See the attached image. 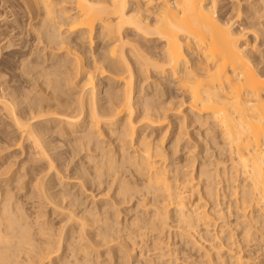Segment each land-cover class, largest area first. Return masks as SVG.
Returning <instances> with one entry per match:
<instances>
[{"label":"bare ground","instance_id":"6f19581e","mask_svg":"<svg viewBox=\"0 0 264 264\" xmlns=\"http://www.w3.org/2000/svg\"><path fill=\"white\" fill-rule=\"evenodd\" d=\"M239 1L222 13L217 0H0V17L11 18L14 30L32 24L33 42L51 52L42 61L41 54L17 59L18 76L34 80L42 96L26 88L20 95L1 79L7 122L0 149L26 142L36 164L46 160L51 170L58 159L49 153L52 135L71 137L68 144L85 152L88 165L72 171L77 192H51L60 178L53 185L40 166L30 171V193L49 206V217L0 191V264H18V257L31 264H133L136 251L152 252L151 264H172L177 246L168 232L162 236L168 226L197 253L196 264H264V0L243 8ZM84 45L96 49L86 54ZM154 76L169 78L161 80L164 92L175 87L187 113L176 118V104L144 97L143 83ZM54 107L59 118L46 116ZM185 123L209 125L214 160L190 154ZM101 186L112 190L110 198L95 199ZM89 196L91 206H84ZM131 201L134 215L122 223L120 205Z\"/></svg>","mask_w":264,"mask_h":264},{"label":"rangeland","instance_id":"374dc122","mask_svg":"<svg viewBox=\"0 0 264 264\" xmlns=\"http://www.w3.org/2000/svg\"><path fill=\"white\" fill-rule=\"evenodd\" d=\"M235 1V2H234ZM236 1L237 0H217V6H218V8H217V10L218 11H220V12H222V13H224V12H226L227 10H230L231 8H232V6L233 7H236ZM221 2V3H220ZM231 2H233V3H231ZM240 2V5L242 6L241 8H243L244 6H245V4H248V2H249V0H240L239 1ZM235 3V4H234ZM242 3V4H241ZM68 3H66V4H63V6H65V7H68L69 6V4H70V6H72V4L71 3H69L68 5H67ZM220 4V5H219ZM229 4V5H228ZM231 4V5H230ZM1 5V4H0ZM240 5H239V7H240ZM221 7V9H220V7ZM4 10V6H1V8H0V11L2 12ZM225 10V11H224ZM232 10V9H231ZM231 10H230V12L229 13H231ZM235 14V10H233L232 11V14ZM244 13H242V12H240V15H239V19L240 20H246L245 18H244V15H243ZM2 18L3 17H0V41L2 42H0V48H2V49H0V68H2V69H0V70H3L4 72H3V74L5 73V76H3V77H1L0 78V80L1 79H3L4 81H5V79H8L10 82H7V83H9L10 85H13V83H15L12 87H15L16 88V90H17V92L20 94V95H23L25 92H29L28 94L29 95H34V93H35V95L33 96V97H36V96H42L43 94L41 93V91H39V90H41L40 89V87H38L37 88V86L36 85H32L31 84V81H32V83L34 84L35 83V81L34 80H28V78L27 77H25L24 75H20V76H18L19 75V73H20V71H17L19 68H17V64L19 63H17V61L19 60V58H20V56H21V54H24V56H26L27 54L29 55V56H31V57H29V58H34V57H37L38 59H39V57H41V61H42V59L44 60V59H46V57H48V56H46L47 54H49V53H51V52H49L50 50H43V46H42V44H37V43H35V42H33V38L31 39V30H29L28 31V28L32 25H30L29 26V24H28V26H25L27 23L26 22H24V25H23V28L22 29H24L23 30V33L21 34V31H22V29H20V30H18V29H15L14 30V28H12V27H10V25H9V23H10V20L9 19H11V18H9V19H4L3 18V20H2ZM7 20H9V21H7ZM5 22H7V23H5ZM30 23H32V22H30ZM8 24V25H7ZM8 27H10V28H8ZM25 27H26V29H27V32L28 33H30V36H29V34H26V33H24V31L26 30L25 29ZM28 27V28H27ZM14 30V31H13ZM20 31V32H19ZM248 31V30H247ZM249 33V36L250 37H252V33H254V32H252L251 33V30L250 31H248ZM252 34V35H251ZM255 34V33H254ZM25 35V36H24ZM27 37L28 36V38H24V37ZM5 39H4V38ZM13 37V38H12ZM22 37V38H21ZM7 39H9V40H7ZM26 40L27 39V46L25 47V49H23V48H21V46H19V45H21L22 44V40ZM18 41V42H17ZM21 41V42H20ZM11 43L12 45L10 46V47H4V46H6L8 43ZM17 43V44H16ZM156 44H159V42H155ZM35 44H36V48H34L35 47ZM150 44H153L152 42H150ZM3 45V46H2ZM13 46V47H12ZM4 47V48H3ZM19 47V48H18ZM31 47V48H30ZM41 49V50H43V51H40L39 52V50ZM90 49H96V45L95 46H93V47H91V48H87V46L86 45H84V50H85V53L86 54H88L89 53V51H90ZM259 49V48H258ZM262 49H264V46H261L260 47V49L259 50H262ZM25 50V51H24ZM27 50V51H26ZM48 51V52H47ZM31 52V53H30ZM33 52V53H32ZM9 53V54H8ZM36 53V54H35ZM44 53V54H43ZM47 53V54H46ZM256 53V52H255ZM40 56H39V55ZM257 54V55H256ZM255 54V56H258V54H260L259 52L258 53H256ZM27 55V56H28ZM34 55V56H33ZM19 56V57H18ZM39 56V57H38ZM262 56H264V51H262ZM15 59V60H14ZM18 59V60H17ZM13 63V64H12ZM16 64V65H15ZM150 73V72H149ZM13 75V76H12ZM150 75H152V73H150L149 74V76ZM15 76V77H14ZM23 76H24V78H23ZM153 76V75H152ZM11 77V78H10ZM16 78L17 77V79H13L12 80V78ZM19 77V78H18ZM26 78V79H25ZM153 78V79H152ZM149 77L144 83H143V86H145V88H144V90L142 91V93H143V95H144V97H146V98H148L149 100H150V98H151V101H153L154 103H156V104H158V102H159V104L161 103V104H163V105H165L164 103H167L168 102V104H166V105H168V106H170V107H174L175 106V104L177 105V106H175L174 108L175 109H172V112L176 115V118L178 117L179 118V115H180V117H181V115H183V114H185V113H187L189 110V108H188V105H187V103H186V99L184 98V97H182L181 96V94L179 95V93H177L176 91H175V87L174 88H172V91H170V92H164V86L163 85H165L164 83V81H161L162 79H169V78H160V77H158V76H154V77ZM158 78V79H157ZM160 79V80H159ZM7 80V81H8ZM13 82H12V81ZM27 80V81H26ZM157 80V81H156ZM25 81V82H24ZM103 81H105V79L103 80ZM152 81V82H151ZM173 81V80H172ZM17 82V83H16ZM160 82H162V83H160ZM164 82V83H163ZM2 83V80L0 81V89L2 88V87H4L5 86V84H1ZM12 83V84H11ZM29 83V84H28ZM36 84V83H35ZM146 84V85H145ZM153 84V85H152ZM158 84V86H156ZM1 85H3V86H1ZM150 85V86H149ZM159 85H162V86H159ZM21 86V87H20ZM156 88L155 90H156V93L154 94V87ZM34 87V88H33ZM150 87V88H149ZM163 87V88H162ZM27 90H26V89ZM23 89V90H22ZM24 89H25V92H24ZM19 90V91H18ZM33 90V91H32ZM163 90V91H162ZM21 91V92H20ZM23 91V92H22ZM152 91H153V93H152ZM157 91H159V93L157 92ZM41 94H40V93ZM32 93V94H31ZM38 93V94H37ZM161 93H163V94H161ZM153 96V97H151V96ZM158 95V96H157ZM50 97V96H49ZM150 97V98H149ZM174 97V98H173ZM177 97V98H176ZM182 97V98H181ZM171 98H173V99H171ZM158 100V101H157ZM183 101H185V102H183ZM183 102V103H182ZM171 103V104H170ZM182 105H180V104ZM180 105V106H179ZM54 108H56V110L53 112V111H50V112H53V113H50L49 112V114H47L46 116H48L49 118H59V116H61L62 115V112H60L61 111V109L58 107H54ZM49 109H52L53 110V106H51ZM58 109H60V111H57ZM174 110V111H173ZM175 111H177V112H175ZM59 112H60V114L61 115H58L57 117H55V115H56V113H58L59 114ZM179 112H181V113H179ZM1 115V114H0ZM50 115V116H49ZM174 115V116H175ZM52 116V117H51ZM2 118V119H1ZM5 117H3L2 115L0 116V123H1V126H0V130L3 128V127H5L6 128V122H7V119H4ZM172 118H173V116H172ZM6 121V122H5ZM2 122H3V126H2ZM189 124V123H188ZM187 123H185V129H187L185 132V136H183V138L185 139H183L184 140V142H186L187 144H188V146H190V149H192L190 152H192V153H190L192 156L193 155H198V153H199V156L201 157H203L204 158V160H206L207 162L211 159H215V158H213V157H215L214 156V152H215V150H214V148L212 147V143H209L208 141H209V139H210V134L208 133H206V131H207V129H208V127H209V125L208 124H202V125H200L199 126V124H197V123H194V124H190V125H188ZM188 126V127H187ZM187 127V128H186ZM205 131V132H204ZM215 132V131H214ZM189 133V134H188ZM186 134H188L187 136H186ZM205 134V135H204ZM212 134V133H211ZM11 133L9 134V135H7V137H11ZM190 135V136H189ZM54 137V138H53ZM59 137H56V136H54V135H52V143L51 144H53L54 145V150H52L51 149V151H49V153H51V156H53V157H57L58 159H56V161H54V166L56 167V169H55V167H51V170L50 169H46V167H47V165L45 164L46 162V160L44 161V160H41L42 162H39V164H36L37 162H36V160L34 159L33 160V156L31 157V155H34V154H32V153H34V151L32 150V149H30L29 148V146H28V144L26 143V142H23V145L22 146H15L13 143V141H11V142H8V143H6V144H9V145H4V146H8V147H6V148H3V150L2 149H0V168L2 169H0L1 171H0V191L2 190H8V192H10V194H11V196H12V201H17V200H19V203H21V205H22V207H24V208H26V209H29V208H31L30 210L31 211H41L40 213H42L43 214V212H44V214H46V216L45 217H49V213H50V209H49V206H47V205H45L44 203V205L42 204V201H38V198H37V196H36V194H31L30 193V190H31V188H32V186L34 185V181H30L31 180V178H32V176H31V174H30V171L31 170H33V169H35V168H37V167H39L40 166V168H42V170H44V172L43 173H41L42 175H46L45 176V178H47V180L49 179V180H51L50 182V184H58L57 183V180H58V178H60V184H58V185H60V186H58V185H56V186H54L53 187V189H51V192H54V191H57V190H61V191H63L64 189L65 190H69L70 192H75L76 190H77V185L75 186L74 184H75V182H77V180H75L74 179V174H73V172H74V168L75 167H79V165H83V166H85V167H88V165H86L85 164V158H83L84 157V154H85V152L84 151H78V152H80V153H78V152H76L77 150H76V147H75V149H74V151L72 150L73 148H74V145H69L68 143H72V138L71 137H67V138H65V139H63V138H59ZM188 138H190V139H188ZM194 138V139H193ZM205 138V139H204ZM54 139V140H53ZM203 139V140H202ZM64 140V141H63ZM70 141V142H69ZM199 141V142H198ZM57 142V143H56ZM63 142V143H62ZM183 142V141H182ZM196 142V143H195ZM62 144V145H60V144ZM168 143H170L169 142V140L167 139L166 141H164V143L163 144H165V145H168ZM200 143V144H199ZM27 144V145H26ZM196 144V145H195ZM209 144H211V147H210V145ZM199 145V146H198ZM198 148H197V147ZM62 147V148H61ZM65 147H67L66 149H65ZM69 147V148H68ZM207 147V148H206ZM19 148H21V149H19ZM57 148V149H56ZM70 149H71V151H70ZM205 149H207V150H205ZM210 149H211V151H210ZM22 150V151H21ZM28 150H29V152H28ZM63 150V151H62ZM69 150V151H68ZM33 151V152H32ZM62 153H61V152ZM203 151V152H202ZM204 151H207V154H206V152H204ZM213 151V152H212ZM24 152V153H23ZM32 152V153H31ZM60 154H59V153ZM68 152L70 153V154H68ZM211 152V153H210ZM31 153V154H30ZM66 153H67V155H66ZM72 153V154H71ZM74 153H78V154H75V157H74ZM195 153V154H194ZM56 154V155H55ZM212 156H211V155ZM30 155V156H29ZM77 155V156H76ZM190 155V156H191ZM204 155H205V157H204ZM59 156V157H58ZM74 157V159H72L73 157ZM183 155H179V159L180 160H182L184 157H182ZM191 156V157H192ZM211 156V157H210ZM29 157V158H28ZM34 157H36V156H34ZM70 157V158H69ZM72 157V158H71ZM27 159H30V160H27ZM43 159V158H42ZM65 159H66V161H65ZM71 159V160H70ZM208 159V160H207ZM60 160V161H59ZM63 160V161H62ZM81 160V161H80ZM11 161V162H10ZM22 161V162H21ZM27 161V162H26ZM183 161H185V158L182 160V161H180L181 163H185V162H183ZM44 162V163H43ZM62 162V163H61ZM197 162L198 161H196V162H194V165H190V166H188V167H186V170H191V169H193V168H195V167H197ZM225 162V161H224ZM24 165H23V164ZM68 163H70V164H68ZM14 164V165H13ZM44 164V165H43ZM225 164L226 165H229V163L227 164V162H225ZM13 165V166H12ZM22 165V166H21ZM32 165V166H31ZM45 165H46V167H45ZM59 165V166H58ZM5 166V167H4ZM9 166H10V168H9ZM12 166V167H11ZM18 166V167H17ZM64 166V167H63ZM68 166V167H67ZM59 167V168H58ZM193 167V168H192ZM20 168H22V169H20ZM28 168H29V170H28ZM32 168V169H31ZM58 168V169H57ZM5 169V170H4ZM9 169V170H8ZM27 169V170H26ZM46 169V170H45ZM54 169V170H53ZM67 169V170H66ZM8 170V171H7ZM22 170V171H21ZM56 170H58V172L56 171ZM63 170V171H62ZM73 171V172H72ZM6 172V173H5ZM46 172V173H45ZM56 172H57V174H56ZM13 173V174H12ZM48 173V174H47ZM60 173V174H59ZM63 173V174H62ZM19 174V175H18ZM28 174V175H27ZM15 175V177L18 175L19 176V180L17 179V180H15V177L13 178L12 176H14ZM25 177H24V176ZM63 175V176H62ZM23 176V177H22ZM62 176V177H61ZM72 176V177H71ZM10 177H12L11 179H10ZM65 177H66V179H65ZM22 178V179H21ZM62 178V179H61ZM74 179V180H73ZM21 180V181H20ZM55 180V181H54ZM73 180V181H72ZM33 182V183H32ZM9 184V185H8ZM68 184V185H67ZM15 185V186H14ZM24 185V186H23ZM26 185V186H25ZM32 185V186H31ZM72 185H74V187L72 186ZM6 186V187H5ZM6 189H5V188ZM17 187V188H16ZM74 188V189H73ZM12 189V191H13V193H12V191H10ZM63 189V190H62ZM59 190V191H60ZM105 191H107V189H104V186H101L99 189H96V190H94L93 191V193L92 194H94L96 197H95V199H102V198H110V196H112V190L111 191H109V192H105ZM29 192V193H28ZM77 192V191H76ZM104 192V193H103ZM100 193L102 194L101 196H99L100 195ZM30 194V195H29ZM106 194H108L107 196H106ZM31 195H33V196H35V197H33V196H31ZM104 195V196H103ZM110 195V196H109ZM22 197V198H21ZM16 198V199H15ZM29 198V199H28ZM31 198V199H30ZM34 198V199H33ZM26 200V201H25ZM84 200V201H83ZM86 200V201H85ZM82 201L84 202V206H88V207H90L91 205V203H90V201H91V197L89 196V197H87L86 199L84 198V199H82ZM134 201V200H133ZM27 202V203H26ZM35 203H36V205H35ZM130 203V204H129ZM129 203H127V204H123V205H120V207H122V211L119 213V220L123 223V221L125 220V219H129L132 215H134V211H132L133 209L132 208H134V206L132 207V204H133V202L131 201V202H129ZM129 204V205H128ZM31 205V206H30ZM32 205H33V208H32ZM35 206V207H34ZM41 206V207H40ZM37 207V208H36ZM125 207H126V210H124L125 209ZM36 208V209H35ZM43 208V209H42ZM131 208V209H130ZM34 209V210H33ZM129 210H131V212H129L128 213V211ZM48 212V213H47ZM126 212V213H125ZM125 213V214H124ZM127 214V215H126ZM43 217V216H42ZM42 217H40L41 219H42ZM45 217H43V219L45 218ZM39 218V219H40ZM132 218V217H131ZM40 219V220H41ZM58 219L59 218H55V219H53L52 221L55 223L54 224V226L55 227H57L58 225L56 224V222H58ZM169 227V226H168ZM168 227H166V228H164V230H163V233L164 234H162V236L163 237H166V235H167V232H168V235H169V238H168V242L169 243H171L172 242V244H175V247H176V249H175V253L173 254L172 253V257L170 256V259H171V262H172V264H185L186 263V261H183V260H187V261H190V262H192L191 264H196V261L198 260V259H196V254H194L193 253V251H190V247L188 246V244L186 245V243H184L185 241L184 240H181L177 235H176V232L174 231V229L173 228H168ZM169 229V230H168ZM172 232V233H171ZM174 236V237H173ZM167 239V238H166ZM165 239V240H166ZM179 240V241H178ZM170 246H172V245H170ZM186 246V247H185ZM261 246V248L262 249H260V253H264V251H262V250H264V245H260ZM188 247V248H187ZM184 249V250H183ZM190 251V252H189ZM183 252V253H182ZM148 253V254H147ZM145 255L143 254V256H140L139 255V252L138 251H136L134 254H135V257H136V262L134 263L133 262V264H151L149 261V256L151 255H153V254H151L152 252H147ZM150 254V255H149ZM173 255H174V258H173ZM186 255V256H185ZM140 256V257H139ZM19 258V257H18ZM18 258H17V261L16 262H18V264H24L25 262H27V264H31V262H29V261H26L25 259H23V258H21V259H19L18 260ZM137 258H138V261H137ZM177 258V260L175 261L174 259H176ZM182 258V259H181ZM141 259V260H140ZM182 261V263H181V261ZM193 261H192V260ZM24 261V263H23V261ZM149 260V261H148ZM172 260H174V261H172ZM194 260H196V261H194ZM147 261V262H146ZM138 262V263H137ZM26 264V263H25ZM41 264H43V263H41ZM157 264V263H156Z\"/></svg>","mask_w":264,"mask_h":264}]
</instances>
